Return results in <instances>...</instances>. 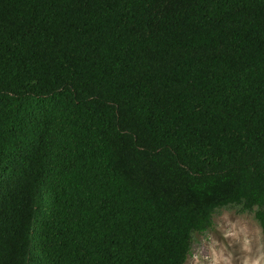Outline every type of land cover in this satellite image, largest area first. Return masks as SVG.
<instances>
[{"label": "trees", "instance_id": "obj_1", "mask_svg": "<svg viewBox=\"0 0 264 264\" xmlns=\"http://www.w3.org/2000/svg\"><path fill=\"white\" fill-rule=\"evenodd\" d=\"M228 207L264 231V0H0V264H186Z\"/></svg>", "mask_w": 264, "mask_h": 264}, {"label": "rangeland", "instance_id": "obj_2", "mask_svg": "<svg viewBox=\"0 0 264 264\" xmlns=\"http://www.w3.org/2000/svg\"><path fill=\"white\" fill-rule=\"evenodd\" d=\"M186 264H264V231L254 212L218 211L214 226L197 233Z\"/></svg>", "mask_w": 264, "mask_h": 264}]
</instances>
